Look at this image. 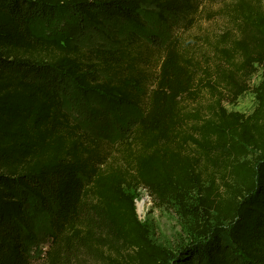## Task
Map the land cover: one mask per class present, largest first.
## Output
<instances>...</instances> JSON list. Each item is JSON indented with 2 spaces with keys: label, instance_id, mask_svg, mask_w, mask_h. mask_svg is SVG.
Instances as JSON below:
<instances>
[{
  "label": "trees",
  "instance_id": "trees-1",
  "mask_svg": "<svg viewBox=\"0 0 264 264\" xmlns=\"http://www.w3.org/2000/svg\"><path fill=\"white\" fill-rule=\"evenodd\" d=\"M224 1L237 35L211 59L179 34L82 47L33 29L61 11L144 28L149 9L188 31L205 3ZM71 88L142 115L107 142L65 111ZM246 91L253 111H227ZM138 188L155 207L192 199L197 240L175 252L155 243ZM42 214L50 243L35 263L25 237ZM0 264H264V0H0Z\"/></svg>",
  "mask_w": 264,
  "mask_h": 264
},
{
  "label": "rangeland",
  "instance_id": "rangeland-1",
  "mask_svg": "<svg viewBox=\"0 0 264 264\" xmlns=\"http://www.w3.org/2000/svg\"><path fill=\"white\" fill-rule=\"evenodd\" d=\"M227 4L226 1L205 3L188 31L178 28V24L176 25L168 17L165 20L169 21L165 24L153 10L149 9L142 15L145 21L144 28L132 25L119 16H104L98 26L90 24L79 16L61 11L51 19L37 22L33 29L36 34L54 39L61 45L76 44L82 47L99 45L110 47L113 46L112 36H125L131 33L143 38L149 33L157 34L158 37L155 36L154 39L179 34L181 38L194 40L195 45H198L197 50L205 52V56L209 55L211 59V46L220 41L221 36L229 34L228 44H230L237 35L223 17L222 10ZM204 45H206L205 49ZM260 81L261 71L257 70L250 84L255 87ZM256 104V97L252 91L244 92L235 103L224 102L227 111L244 115L250 114ZM63 107L81 128L111 143L121 140L123 131L142 115L139 109L119 104L101 93H90L77 88L70 89L64 99ZM130 193L134 198L138 219L148 228L150 237L155 243L175 252L181 246L197 240L198 236H195L197 231H194L195 225H193L195 219L191 214L194 205L192 199H189L187 206L182 207L184 209L181 210L180 205L175 201L166 206L155 207L144 189L138 188ZM25 241L34 262L40 263L50 243L45 214L40 215L35 234L25 237Z\"/></svg>",
  "mask_w": 264,
  "mask_h": 264
},
{
  "label": "bare ground",
  "instance_id": "bare-ground-1",
  "mask_svg": "<svg viewBox=\"0 0 264 264\" xmlns=\"http://www.w3.org/2000/svg\"><path fill=\"white\" fill-rule=\"evenodd\" d=\"M141 206V204H139Z\"/></svg>",
  "mask_w": 264,
  "mask_h": 264
}]
</instances>
